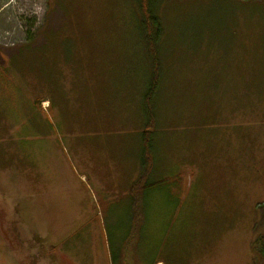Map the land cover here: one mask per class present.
Listing matches in <instances>:
<instances>
[{"label":"rangeland","instance_id":"obj_1","mask_svg":"<svg viewBox=\"0 0 264 264\" xmlns=\"http://www.w3.org/2000/svg\"><path fill=\"white\" fill-rule=\"evenodd\" d=\"M260 7L161 4L162 187L129 248L152 75L137 0H0V264H264Z\"/></svg>","mask_w":264,"mask_h":264},{"label":"trees","instance_id":"obj_2","mask_svg":"<svg viewBox=\"0 0 264 264\" xmlns=\"http://www.w3.org/2000/svg\"><path fill=\"white\" fill-rule=\"evenodd\" d=\"M165 0H137L140 12V30L143 32L146 49L149 53L152 65V75L148 86L147 94L144 98V112L147 119L146 128L142 135V170L138 180L131 189L133 203L132 228L129 233L128 245L132 248L136 245L142 231L145 220L143 203L150 204L152 192L162 186H156V182L150 181V176L154 172V143L152 129L157 125L155 113V99L161 84V59L159 48L163 33L162 24L159 17V8ZM264 11V8H261Z\"/></svg>","mask_w":264,"mask_h":264},{"label":"crops","instance_id":"obj_3","mask_svg":"<svg viewBox=\"0 0 264 264\" xmlns=\"http://www.w3.org/2000/svg\"><path fill=\"white\" fill-rule=\"evenodd\" d=\"M141 153H142V148H141ZM141 170H142V164H141ZM140 175H141V173H140ZM140 175H137L136 180L134 179L133 181H131V182L129 183V187L127 188L126 193H125V198L130 199V209H129V212H131V213L129 214V221H128V223H127V224L124 223L125 225H128L127 228H129V233H130V229L132 228V225H133V222H132L133 203H132V198H131V189H132L133 184H134V183L138 180V178L140 177ZM150 181H151L152 183H154V179L152 178V174H151V176H150ZM121 184H122V186H123L124 182H121ZM104 189H106V191H109L110 193H112L111 190H110L109 188H107L106 186H105ZM113 195H116V193H115V194L113 193ZM149 206H150V205H148V204L146 203V201H145V204L143 203V209H144V212H147ZM145 223H146V222L144 221V222H143V227H142L143 229H144V227H145ZM143 229H142V230H143ZM141 232H142V231H141ZM0 235H1V234H0ZM140 235H141V233H140ZM140 235H139V238H140ZM128 236H129V234H128ZM139 238H138V241H139ZM138 241H137V242H138ZM33 257H36V258L40 259L38 256H35V254H33ZM36 258H35V259H36ZM41 259H43V258L41 257ZM43 260H44L43 263L38 262V264H44L45 261L47 262V264H51V263L48 261V259L44 258ZM21 263H22V261H21ZM19 264H20V263H19Z\"/></svg>","mask_w":264,"mask_h":264}]
</instances>
